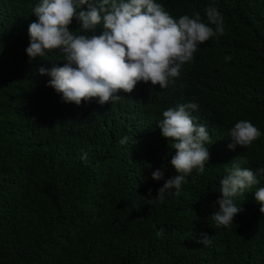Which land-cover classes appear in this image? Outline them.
Returning a JSON list of instances; mask_svg holds the SVG:
<instances>
[{
	"label": "trees",
	"instance_id": "obj_1",
	"mask_svg": "<svg viewBox=\"0 0 264 264\" xmlns=\"http://www.w3.org/2000/svg\"><path fill=\"white\" fill-rule=\"evenodd\" d=\"M160 1L173 18L198 11L205 22L213 5L226 34L200 44L166 88L144 85L121 91L115 103L93 98L77 106L38 71L60 54L30 62L25 51L40 0H0V264H264V213L254 198L264 178L235 199L242 211L229 228L211 216L233 163L264 167V0ZM103 30L98 25L95 34ZM191 99L201 110L192 111L195 122L213 142L210 160L178 195L153 203L148 190L155 197L176 175L175 149L158 128L162 113ZM240 120L261 137L233 150L229 132ZM162 166L164 179L153 180ZM201 233L210 246L199 242Z\"/></svg>",
	"mask_w": 264,
	"mask_h": 264
},
{
	"label": "clouds",
	"instance_id": "obj_2",
	"mask_svg": "<svg viewBox=\"0 0 264 264\" xmlns=\"http://www.w3.org/2000/svg\"><path fill=\"white\" fill-rule=\"evenodd\" d=\"M33 14L37 19L29 24L30 43L25 50L29 61L58 52L61 58L51 68L41 66L38 71L50 77L47 86L61 94L63 102L77 106L93 98L100 105L115 103L121 99V91L129 94L144 85L166 88L181 79L182 66L193 61L200 44L226 34L223 15L213 5L205 9L206 22L198 11L173 18L160 0H40ZM74 19L79 24L75 32L69 27ZM101 24L103 32L95 34ZM183 103L163 111L158 124L175 149L170 163L176 175L165 180L155 197L148 190L153 203H162L167 193L178 195L186 177L194 170L203 174L210 160L206 146L213 143L210 134L191 114L201 111L199 105L193 99ZM229 136L230 149L237 145L246 149L261 137V131L250 121L240 120ZM127 140L124 137L119 143L124 145ZM87 159L82 153L81 160ZM164 167L152 172L153 180L164 179ZM226 171L219 181L222 196L214 202L218 210L211 215L217 228L231 226L242 211L235 199L264 178V167L253 172L233 163ZM254 198L264 213V187L254 191ZM199 242L203 246L212 243L207 233H201Z\"/></svg>",
	"mask_w": 264,
	"mask_h": 264
}]
</instances>
